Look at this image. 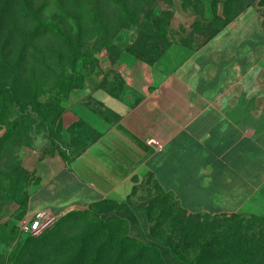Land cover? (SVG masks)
<instances>
[{
    "label": "rangeland",
    "instance_id": "obj_1",
    "mask_svg": "<svg viewBox=\"0 0 264 264\" xmlns=\"http://www.w3.org/2000/svg\"><path fill=\"white\" fill-rule=\"evenodd\" d=\"M2 2L0 264H12L15 249L25 251L23 264H242L228 251L263 238L264 187L244 212L191 215L145 178L126 203L71 211L38 237L22 235L18 223L35 214L28 196L40 173L69 162L90 139L76 113L91 105L96 86L137 101L159 82L160 62L202 40L203 22L264 0H123L119 11L91 2L88 22L64 27L69 46L28 38L33 25L15 22ZM93 110L101 114L99 104ZM224 229L225 242L217 236Z\"/></svg>",
    "mask_w": 264,
    "mask_h": 264
},
{
    "label": "crops",
    "instance_id": "obj_2",
    "mask_svg": "<svg viewBox=\"0 0 264 264\" xmlns=\"http://www.w3.org/2000/svg\"><path fill=\"white\" fill-rule=\"evenodd\" d=\"M199 42L160 62L159 82L135 102L96 86L91 105L76 113L90 139L69 162L40 173L30 211L61 217L103 201L124 204L145 178L187 214L252 206L264 187V6Z\"/></svg>",
    "mask_w": 264,
    "mask_h": 264
},
{
    "label": "trees",
    "instance_id": "obj_3",
    "mask_svg": "<svg viewBox=\"0 0 264 264\" xmlns=\"http://www.w3.org/2000/svg\"><path fill=\"white\" fill-rule=\"evenodd\" d=\"M96 7H104L119 11L123 0H3L2 11H12V18L15 22H23L25 25H33L31 31L27 33L28 38L33 40L41 37L57 41H63L69 46V34L65 33L64 27L68 26V20L75 22L78 27L88 22V9L90 3ZM246 9L236 13L232 18L220 20L213 19L203 22V30L200 33L201 41H205L217 34L229 20L235 18L238 14ZM25 11L23 17L20 13ZM199 36V34H196ZM205 35V36H204ZM200 42L195 43L196 48ZM71 52V50H69ZM3 99L9 100L10 97L3 94ZM48 230V229H47ZM44 233V232H43ZM219 238L225 242L228 237V231H221ZM238 243V248L228 251V256L242 264H264V236L262 239L250 243ZM240 244V245H239ZM39 246L45 245L43 241L38 243ZM44 250V249H41ZM39 250V251H41ZM25 251L15 249L10 256L12 264H23ZM78 255H76L75 258ZM31 260L32 253L28 255ZM25 264H27L25 262ZM28 264H31L30 262Z\"/></svg>",
    "mask_w": 264,
    "mask_h": 264
},
{
    "label": "built area",
    "instance_id": "obj_4",
    "mask_svg": "<svg viewBox=\"0 0 264 264\" xmlns=\"http://www.w3.org/2000/svg\"><path fill=\"white\" fill-rule=\"evenodd\" d=\"M147 145L155 150L161 149V145L153 139L148 140ZM59 219L60 216L46 211H39L32 217L21 220L18 223V229L22 235L28 237H38L47 229L52 227Z\"/></svg>",
    "mask_w": 264,
    "mask_h": 264
}]
</instances>
